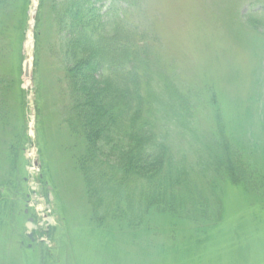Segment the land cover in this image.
Masks as SVG:
<instances>
[{
	"label": "rangeland",
	"instance_id": "374dc122",
	"mask_svg": "<svg viewBox=\"0 0 264 264\" xmlns=\"http://www.w3.org/2000/svg\"><path fill=\"white\" fill-rule=\"evenodd\" d=\"M3 1L0 264H264V10L245 0H140L138 18L157 36V65L200 96L196 123L212 133L217 116L202 101L214 89L226 136L245 150L259 186L223 183L222 217L203 230H195L200 220L162 213L133 229L93 216L76 168L85 141L62 124L69 83L50 0L41 9L38 0L34 19V0Z\"/></svg>",
	"mask_w": 264,
	"mask_h": 264
},
{
	"label": "trees",
	"instance_id": "16d2710c",
	"mask_svg": "<svg viewBox=\"0 0 264 264\" xmlns=\"http://www.w3.org/2000/svg\"><path fill=\"white\" fill-rule=\"evenodd\" d=\"M245 2L264 10L262 0ZM140 7V0H50L69 83L62 124L85 141L76 168L99 223L113 217L136 229L162 213L200 220L195 230H203L222 217L226 182L246 191L259 184L245 150L226 136L211 86L210 103H202L213 107L216 129L198 127L200 96L157 65V36L138 18Z\"/></svg>",
	"mask_w": 264,
	"mask_h": 264
},
{
	"label": "bare ground",
	"instance_id": "6f19581e",
	"mask_svg": "<svg viewBox=\"0 0 264 264\" xmlns=\"http://www.w3.org/2000/svg\"><path fill=\"white\" fill-rule=\"evenodd\" d=\"M37 4H38V0H34V8L36 9V7H37ZM35 9H34V11H35ZM32 47V41H29L28 42V45H27V48H28V50H29V57H28V60H27V62H26V64H31L32 63V54H31V52H30V48Z\"/></svg>",
	"mask_w": 264,
	"mask_h": 264
},
{
	"label": "water",
	"instance_id": "95a60500",
	"mask_svg": "<svg viewBox=\"0 0 264 264\" xmlns=\"http://www.w3.org/2000/svg\"><path fill=\"white\" fill-rule=\"evenodd\" d=\"M35 17V15H33V18ZM29 67H30V65L29 64H27L26 65V76H29Z\"/></svg>",
	"mask_w": 264,
	"mask_h": 264
}]
</instances>
